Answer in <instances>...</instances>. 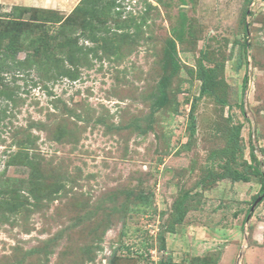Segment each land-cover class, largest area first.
Listing matches in <instances>:
<instances>
[{
  "label": "rangeland",
  "instance_id": "1",
  "mask_svg": "<svg viewBox=\"0 0 264 264\" xmlns=\"http://www.w3.org/2000/svg\"><path fill=\"white\" fill-rule=\"evenodd\" d=\"M23 5L0 0V264H264V0Z\"/></svg>",
  "mask_w": 264,
  "mask_h": 264
},
{
  "label": "trees",
  "instance_id": "2",
  "mask_svg": "<svg viewBox=\"0 0 264 264\" xmlns=\"http://www.w3.org/2000/svg\"><path fill=\"white\" fill-rule=\"evenodd\" d=\"M6 51H14L15 49H14V47L11 45V44H9L7 47H6ZM8 57H7V55H3L2 56V58H1V61H4V60H6ZM199 79L201 80V82H202V92H206L207 91V85L205 84L206 83V77H205V75H200L199 76ZM243 84L244 85H246L247 84V79L246 78H244V80H243ZM163 99H165V96H163ZM166 100V99H165ZM164 101V100H163ZM165 102V101H164ZM163 102V103H164ZM190 117L193 119V113H190ZM252 156V158H253V160H254V162H256V160L254 159V155L252 154L251 155ZM225 172H226V177H224V176H222V178H230L232 181H234V182H248V177H247V175H243L242 173H239V172H237V171H232L231 169H230V167L229 166H227L226 165V167H225ZM254 175L255 176H260L261 178H262V174H261V172L257 169V168H255L254 167ZM183 221V216H181L179 219H178V221L176 222L177 224H180L181 222ZM163 242H165V240L163 239ZM162 248H164L165 249V247H162ZM160 264H178V263H173V262H169V261H160Z\"/></svg>",
  "mask_w": 264,
  "mask_h": 264
},
{
  "label": "crops",
  "instance_id": "3",
  "mask_svg": "<svg viewBox=\"0 0 264 264\" xmlns=\"http://www.w3.org/2000/svg\"><path fill=\"white\" fill-rule=\"evenodd\" d=\"M23 6L27 7H39V8H53V0H23Z\"/></svg>",
  "mask_w": 264,
  "mask_h": 264
}]
</instances>
